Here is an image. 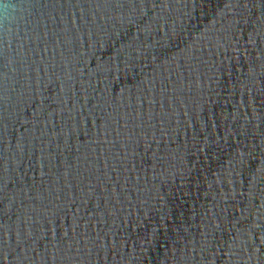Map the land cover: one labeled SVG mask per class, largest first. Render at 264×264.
Returning <instances> with one entry per match:
<instances>
[{"label": "water", "instance_id": "obj_1", "mask_svg": "<svg viewBox=\"0 0 264 264\" xmlns=\"http://www.w3.org/2000/svg\"><path fill=\"white\" fill-rule=\"evenodd\" d=\"M0 264H264V0H0Z\"/></svg>", "mask_w": 264, "mask_h": 264}]
</instances>
